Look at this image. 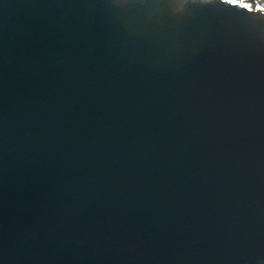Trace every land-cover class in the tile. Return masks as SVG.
Returning a JSON list of instances; mask_svg holds the SVG:
<instances>
[{"label":"water","instance_id":"95a60500","mask_svg":"<svg viewBox=\"0 0 264 264\" xmlns=\"http://www.w3.org/2000/svg\"><path fill=\"white\" fill-rule=\"evenodd\" d=\"M0 264H264V0H0Z\"/></svg>","mask_w":264,"mask_h":264}]
</instances>
